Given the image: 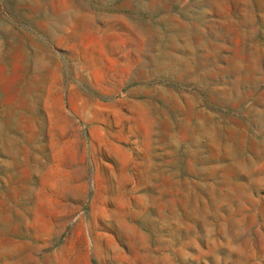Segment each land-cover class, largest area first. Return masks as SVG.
<instances>
[{"label": "rangeland", "instance_id": "rangeland-1", "mask_svg": "<svg viewBox=\"0 0 264 264\" xmlns=\"http://www.w3.org/2000/svg\"><path fill=\"white\" fill-rule=\"evenodd\" d=\"M0 264H264V0H0Z\"/></svg>", "mask_w": 264, "mask_h": 264}]
</instances>
